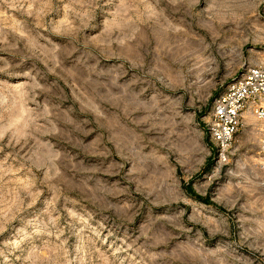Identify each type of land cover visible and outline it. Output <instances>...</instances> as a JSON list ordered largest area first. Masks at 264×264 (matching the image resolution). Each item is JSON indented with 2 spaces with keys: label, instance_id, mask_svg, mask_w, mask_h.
<instances>
[{
  "label": "rangeland",
  "instance_id": "obj_1",
  "mask_svg": "<svg viewBox=\"0 0 264 264\" xmlns=\"http://www.w3.org/2000/svg\"><path fill=\"white\" fill-rule=\"evenodd\" d=\"M262 60L264 0H0V264H264L257 123L206 131Z\"/></svg>",
  "mask_w": 264,
  "mask_h": 264
},
{
  "label": "built area",
  "instance_id": "obj_2",
  "mask_svg": "<svg viewBox=\"0 0 264 264\" xmlns=\"http://www.w3.org/2000/svg\"><path fill=\"white\" fill-rule=\"evenodd\" d=\"M247 111L263 123L257 141L256 166L264 173V60L243 65L213 101L206 131L219 161L227 160L236 133L246 125L244 114Z\"/></svg>",
  "mask_w": 264,
  "mask_h": 264
},
{
  "label": "bare ground",
  "instance_id": "obj_3",
  "mask_svg": "<svg viewBox=\"0 0 264 264\" xmlns=\"http://www.w3.org/2000/svg\"><path fill=\"white\" fill-rule=\"evenodd\" d=\"M245 116H244V119H245V121H246V123H257V125L255 124H252V125H254V127H253V131L256 133V134H259L260 135V129L263 127V123L262 122H258L257 120H256V118L250 113V112H246L245 114H244ZM249 125V124H248ZM251 126V125H250ZM255 126H257V127H255Z\"/></svg>",
  "mask_w": 264,
  "mask_h": 264
}]
</instances>
